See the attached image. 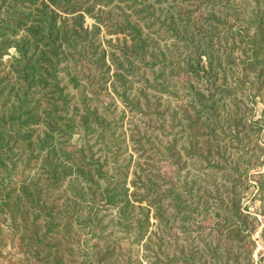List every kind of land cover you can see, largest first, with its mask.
Segmentation results:
<instances>
[{
  "label": "trees",
  "instance_id": "16d2710c",
  "mask_svg": "<svg viewBox=\"0 0 264 264\" xmlns=\"http://www.w3.org/2000/svg\"><path fill=\"white\" fill-rule=\"evenodd\" d=\"M164 1L0 0V264H143L137 247L147 235L152 205L162 212L160 195L170 194L145 179L139 166L130 192L129 164L121 160L124 151L117 131L104 112L106 106L100 105L102 96L113 99V92L131 110L142 108L128 77L133 74L134 57L146 59L144 63L152 65L153 71L159 70L155 79L164 76L167 57L157 48L150 49L148 39L153 37L145 34L142 21L149 27L157 25L154 32L170 31L199 60L207 57L201 68L213 88L207 87L208 94L192 93L197 104L191 108L197 116L188 120L187 131L191 142L201 144L193 152L209 162L214 156L221 159L217 172L229 194L239 184L236 177L243 176L241 162L252 164L250 149L243 143L249 134L242 133L246 125L237 95L243 91L240 83L244 79L253 77V84L264 86V7L259 6L251 16L258 23L260 40L247 38L250 56L240 64L231 62L238 68L237 86L232 88L219 87L226 84L221 76L226 77L229 71L219 50L228 47L226 50L235 51L239 46L233 41L221 43L224 36L217 33L227 10L237 20L244 13L228 0H192L195 8L177 7L175 16L163 17L152 6ZM206 1L212 6L211 14L204 17L197 6ZM87 15L96 21L95 30L86 24ZM177 18L185 23L173 25ZM193 19L201 23L197 31L203 35L199 37L190 30ZM245 20L243 16L240 28L246 26ZM102 31L105 35L123 34L125 41L116 43ZM13 48L16 54L11 53ZM176 81L181 83L184 78L178 74ZM214 85L221 98L211 92ZM226 98L231 110L225 114L221 112L228 108ZM149 101L147 97L146 106H151ZM198 128L205 132L196 131ZM75 134L81 142L73 141ZM173 147H164L162 157L166 159ZM231 148L239 151L231 155ZM262 177L259 190L264 193V174ZM234 194L241 196V192ZM227 212H233L237 220L227 224L215 214L203 217L201 222L213 219L207 235L219 241L222 237L245 241L248 227L242 226L245 222L241 220L250 216L235 205ZM159 217L161 221L169 219ZM147 244L154 242L150 239ZM158 244L164 249V238ZM243 247L218 244L210 249L209 260L200 263L251 264ZM150 250L147 247L144 252ZM144 252L150 264L158 263L155 259L160 257L163 264L190 261L163 250Z\"/></svg>",
  "mask_w": 264,
  "mask_h": 264
},
{
  "label": "rangeland",
  "instance_id": "374dc122",
  "mask_svg": "<svg viewBox=\"0 0 264 264\" xmlns=\"http://www.w3.org/2000/svg\"><path fill=\"white\" fill-rule=\"evenodd\" d=\"M191 1L165 0L162 3L153 4L152 8L157 13H161L163 17L175 16L174 10L177 7L195 8V5L190 3ZM227 3L239 8L241 13H244L243 16L246 17L243 25L246 24V26L240 28L243 16L240 14L237 20L230 9L227 10L229 14L221 16L224 23H219L220 27L217 33L218 36H224L221 43L233 41L239 46L235 51L234 49L233 51L226 50L228 47L219 50L220 56L223 58L224 68L229 70L226 77L221 76L223 83L224 81L228 83L219 85V87L228 85L233 88L237 86L234 81L238 74V68L231 62L240 64L243 59L250 56L252 50L250 48L252 47L247 38L260 40V35L256 31L258 23L251 16L255 14L259 6L264 7V0H228ZM211 6V3L206 1L202 7L199 5L197 8L203 9L201 13L205 17L211 14ZM249 18H252L251 22L247 21ZM184 20L177 18L173 25L180 26V24L185 23ZM85 21L94 30L97 28V23L93 17L87 15ZM141 24L145 34H150L153 37L148 39L150 49L156 50L157 48L156 51L165 52L167 59L162 69L165 72L164 76L154 78L159 72L157 68L160 64H155L157 70L153 71L152 65L144 63L146 59L134 57L131 62L133 74L129 73L128 77L133 85L132 92L140 98L139 102L142 108L131 110L124 106L113 92L111 94L113 99H109L108 95H103L100 103V105L106 106L104 112L112 120L113 127L117 131L119 146L124 151L121 160L129 164V184L127 186L130 188V192L134 190L131 181L134 179L136 167L139 166L143 169L141 173L145 179H151L163 191L170 194V196L164 197L160 195L162 212L152 205L147 235L137 247L139 248L140 261L143 264H150L143 256L144 249L148 247L151 250L144 252L145 254H153L163 250L167 251L170 256L185 260V257L190 258V261L186 260L187 264H202L200 262L209 260L208 253L212 247L218 246V244L223 247L241 244L244 246L243 249L248 252L251 264H264V193L259 190L261 180H263L262 174H264V86L257 87L253 84V77L249 79L250 81L244 79L240 83L243 84V91L238 92L237 97L241 99L238 105L243 111L240 116L243 124L246 125L242 133L243 135L249 134L243 143L246 149H250L248 155L252 156V164L247 165L246 162H241L243 176L241 178L236 177L239 179V184L229 194L223 188L225 180L221 173L217 172L221 159L214 156L210 158L209 162L203 157H199L193 151L201 148V144L196 145L191 142L190 138L192 137L187 131L188 120L197 116L191 108L193 104H197L192 93L203 91L208 94L207 87L213 88L212 81L207 82L203 73L204 70L201 68V65L207 63V57L203 56L199 60L197 55L190 53L188 48L181 46L182 42L180 41L179 44V41L170 31L154 32L157 25L149 27L148 22L145 21H142ZM199 24L201 23L197 19H193L189 25L190 30L195 35L198 34V37L203 35L197 31ZM102 34L107 38H112L116 43L119 40V42L125 41L123 34L105 35V31H102ZM200 41L206 40L201 39ZM243 49L245 50V57ZM11 53L16 54V50L11 49ZM254 54L252 51L251 56ZM9 57L6 56L5 59ZM119 57L121 56L119 55ZM125 64L128 65L127 62ZM178 74L184 78L181 83L175 82ZM146 78L148 80H145ZM216 88L218 87L216 86ZM216 88L211 92H217L216 97L221 98V93H218ZM144 90L145 94H140ZM222 96L225 97L223 94ZM147 97L151 106L145 104ZM225 102H227L228 108L225 110L223 107L221 113L226 114L228 109L231 110L230 99L226 98ZM94 105L98 104L94 103ZM204 114L201 113L202 118H204ZM196 131L205 132L203 128H198ZM253 131L256 134H252ZM147 135L150 136L148 139L146 138ZM93 140H96L95 137ZM73 141L75 143L81 142L80 135L75 134ZM161 142L165 145L159 147L158 144ZM169 144H174V147L165 159L161 154L163 153L162 149ZM238 151L237 148L230 149L231 155H235ZM245 167L247 170L244 169ZM125 170H127L126 167ZM227 186L230 185L227 184ZM143 192L142 190L140 194ZM234 192H241V196H235ZM175 197L176 199H174ZM143 204L149 207L147 201H144ZM234 205L239 208L243 215L250 216L247 219L243 217L241 220V222H245L242 226L248 227L245 231L247 233L245 241L239 242L227 237H222L219 241L215 236L207 235V232H210L214 225L213 219L207 218L201 222L203 217L211 213L215 214L217 220L226 219L227 224H231L237 220V217L233 212L227 211L233 210ZM104 212L109 214L110 211ZM217 212H220V215H217ZM159 215L169 216V219L161 221ZM160 238H164V249L159 247ZM150 239L154 244H147ZM192 256H195V259ZM155 260L158 263L154 264L165 262L161 257L160 260ZM247 264L249 263L247 262Z\"/></svg>",
  "mask_w": 264,
  "mask_h": 264
}]
</instances>
